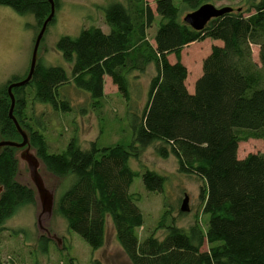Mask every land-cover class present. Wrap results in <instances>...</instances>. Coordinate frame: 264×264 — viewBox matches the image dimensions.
I'll use <instances>...</instances> for the list:
<instances>
[{
  "label": "trees",
  "instance_id": "trees-1",
  "mask_svg": "<svg viewBox=\"0 0 264 264\" xmlns=\"http://www.w3.org/2000/svg\"><path fill=\"white\" fill-rule=\"evenodd\" d=\"M152 1L156 15L147 0L114 1L103 8L107 32L92 25L76 36H59L55 48L70 64V75L37 57L30 80L12 89V115L45 169L71 178L54 210L91 249L104 244L109 218L130 264H264V152L237 156L241 141H264V0L229 6L231 11L211 18L200 30L186 24L183 16L221 0H179V5L173 0ZM53 3L57 10L59 0ZM0 5L20 15L31 14L38 30L50 12L48 0H0ZM156 16L160 19L151 41L149 29ZM54 19L55 15L47 26ZM206 38L221 45L210 47L189 92L181 51ZM252 46L258 47L257 61ZM171 54L174 61L169 60ZM150 63L154 74L145 102L134 108L132 85ZM105 76L123 100L131 140L99 146L96 138L82 148L74 133L62 150L51 152L45 128L32 113L33 104L68 113L72 105L61 89L72 85L87 95L79 113L91 112L100 122L105 117ZM21 79L13 78L0 90V135L14 141L21 138L8 116L6 88ZM151 145L158 157L175 158L177 172L201 180L198 198L202 214L207 215L204 228L198 219L187 228L177 227L172 217L168 224L170 214L164 209L154 229L139 236L143 217L136 204L139 194L129 191L136 172L128 160H138ZM16 150L0 148V264H14L1 260L6 220L21 206L35 202L33 188L15 178ZM141 178L146 190L163 191L166 176L145 169ZM161 228L165 234L158 238ZM50 241L40 235L38 249L46 254Z\"/></svg>",
  "mask_w": 264,
  "mask_h": 264
},
{
  "label": "rangeland",
  "instance_id": "rangeland-1",
  "mask_svg": "<svg viewBox=\"0 0 264 264\" xmlns=\"http://www.w3.org/2000/svg\"><path fill=\"white\" fill-rule=\"evenodd\" d=\"M114 1L123 0H59V8L54 10L55 19L47 26L39 43L37 56L46 65L61 66L70 75V64L64 61L55 48V42L61 35L76 36L82 28L98 26L104 32L108 27L103 22V8ZM154 14L155 7L152 0H147ZM179 5V0H173ZM214 6L239 5L246 7V0H221L211 2ZM184 13L181 15L183 16ZM159 17L149 29V37L153 35L158 26ZM38 32L35 20L31 14L20 15L8 6L0 5V90L13 78L21 79L26 76L31 50L35 36ZM214 40L207 38L202 41L192 42L181 51V57L187 67V88L201 71V62L209 52L210 44ZM252 56L257 61L256 48H252ZM174 61V55L169 56ZM154 68L150 63L143 74L139 75L132 85L131 104L140 108L145 102V93ZM106 93L104 118L99 119L91 112L85 115L79 113V107L85 104L87 95L75 89L72 85L62 87L61 92L69 99L72 111L59 113L53 111L48 105L34 103L32 113L45 128V137L50 145L51 152H58L65 147L72 134H76L79 144L86 148L90 141L97 139L99 146H107L116 142L127 143L131 140V131L128 119L125 116L123 100L115 93L116 88L107 77L104 85ZM4 139L0 135V140ZM250 152H264V141L248 139L238 145L237 156L244 157ZM18 150H16V154ZM128 164L136 172L129 191L139 194L137 206L139 207L143 225L138 229L140 237L146 236L154 229L164 209L169 211L167 218L169 224L171 217L174 224L180 228H187L196 219L204 228L207 215L201 212V202L198 198L201 180L193 175L177 172L176 160L173 156L158 157L153 146L147 147L138 160L130 158ZM149 169L166 176L162 192L148 191L143 185L141 173ZM38 172L42 177L45 187L52 194V206L49 212H44L40 217L41 205L35 193V202L25 204L6 220L5 230L2 234L1 260H12L14 264H130L118 245L114 230L109 218L106 219L104 244L96 249H91L88 244L75 232L68 230L66 223L56 212L55 202L58 196L71 183L70 177H57L49 173L40 162ZM16 180L31 187L33 184L28 175L26 163L19 161ZM35 192V189L33 187ZM187 196L188 211L181 212L179 206ZM13 230H20L18 234H11ZM46 235L51 241L48 252L42 253L37 247L40 235ZM165 229L156 232L162 238ZM202 249H205L203 245Z\"/></svg>",
  "mask_w": 264,
  "mask_h": 264
},
{
  "label": "water",
  "instance_id": "water-1",
  "mask_svg": "<svg viewBox=\"0 0 264 264\" xmlns=\"http://www.w3.org/2000/svg\"><path fill=\"white\" fill-rule=\"evenodd\" d=\"M50 3V12L48 16L44 19V21L41 24V27L39 28L31 50L30 60H29V67L26 76L18 81L11 82L7 85V94L10 99V106L8 110V116L14 123V126L16 128L17 133L19 134L21 140L20 141H14L10 139H1L0 140V148L4 146L8 147H14L18 149V153L16 154V157L19 161H23L26 163L27 169H28V175L29 178L33 184V187L35 189V193H37L38 201L41 205V212L37 216V223L40 225V217L44 212H49L50 208L52 206V194L51 192L45 187L42 177L40 176L38 172V168L40 165V159L35 155L34 149L31 148L28 135L27 133L19 126L17 120L12 115V110L15 103V98L12 93V89L17 86H21L26 84L34 71L35 64L37 61V52L39 43L41 41V38L44 34V31L46 29V26L48 22L51 20V18L54 15V3L53 0H48ZM232 8L229 6H221L216 7L212 3H204L200 5L198 8H196L193 11L187 12L183 16V21L191 26L195 30H200L204 27V25L207 23L208 20L211 18L217 17L222 15L223 13L231 11ZM42 163V162H41ZM32 187V188H33ZM2 191V186L0 185V193ZM36 198V197H35ZM188 205H187V196L184 195L181 204L179 206V210L181 212H187L188 211Z\"/></svg>",
  "mask_w": 264,
  "mask_h": 264
},
{
  "label": "crops",
  "instance_id": "crops-1",
  "mask_svg": "<svg viewBox=\"0 0 264 264\" xmlns=\"http://www.w3.org/2000/svg\"><path fill=\"white\" fill-rule=\"evenodd\" d=\"M206 39H207V38H206ZM204 40H205V39H204ZM212 45H221V42H220L219 40H214V42H211L210 47H211ZM253 47L256 48V54H257V52H258V47H257V46H252V48H253ZM183 49H184V48H183ZM183 49H182V51H183ZM209 50H210V49H209ZM208 53H209V52H208ZM208 53H207V54H208ZM207 54H206V55H207ZM206 55H205V56H206ZM252 55H253V54H252ZM205 56H204V57H205ZM169 60H170V59H169ZM181 61H182V63L184 64V62H183V60H182V57H181ZM184 65H185V64H184ZM185 66H186V65H185ZM186 68H187V67H186ZM187 70H188V69H187ZM199 72L201 73V71H199ZM188 73H189V72H188ZM188 73H187V75H188ZM200 73H199V75H200ZM199 75H198V76H199ZM187 77H188V76H187ZM187 77H186V80H187ZM106 78H107V76L104 77V85H105ZM194 81H195V80H194ZM194 81H193V83L191 84L192 86H191L190 88H187L189 92H192V91H193V84H194ZM185 83H186V81H185ZM186 84H187V83H186ZM186 86H187V85H186ZM104 92H105V91H104Z\"/></svg>",
  "mask_w": 264,
  "mask_h": 264
}]
</instances>
